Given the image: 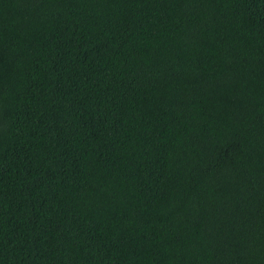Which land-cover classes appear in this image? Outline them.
I'll return each instance as SVG.
<instances>
[{"label": "trees", "instance_id": "obj_1", "mask_svg": "<svg viewBox=\"0 0 264 264\" xmlns=\"http://www.w3.org/2000/svg\"><path fill=\"white\" fill-rule=\"evenodd\" d=\"M0 264H264V0H0Z\"/></svg>", "mask_w": 264, "mask_h": 264}]
</instances>
